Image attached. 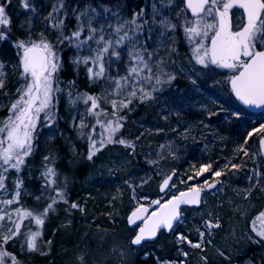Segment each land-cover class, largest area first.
Instances as JSON below:
<instances>
[{
	"label": "rangeland",
	"instance_id": "1",
	"mask_svg": "<svg viewBox=\"0 0 264 264\" xmlns=\"http://www.w3.org/2000/svg\"><path fill=\"white\" fill-rule=\"evenodd\" d=\"M159 1L162 2V0ZM3 2L4 0H0V4ZM25 2L28 3V8L23 6ZM163 2L167 4L169 9L173 7V3L169 4L168 0H163ZM8 4L20 10H28L27 14L30 16L31 22L35 23L32 28H29L31 27L30 24L29 29L24 26L20 37H16L15 40L35 43L44 40L52 46L59 64L60 54L55 45L63 35L69 33V30L67 31L65 24H62L61 28L54 27L55 24L62 21L59 18L60 14L51 20L57 11L55 4H52V9L48 7L46 0H10ZM8 4L5 6V12L10 20L9 13H7ZM50 13L51 15H49ZM166 17H168L167 14ZM185 18L181 17L180 22L186 46L181 58L177 60L175 65L173 64L177 74L184 78L185 87L172 90L175 87L171 84L172 86L167 88L171 90V93H166V95L153 100L148 105L146 114L132 119L126 127L122 124V119L114 118L116 113H113V116L107 115L97 100V107L93 109L92 101L87 100V96L83 98L82 104L80 103L84 107L86 120L80 118L79 123H77L76 115L71 120L73 128L77 126L75 132L78 137L87 145L90 143L91 147L92 143L97 141L95 138L91 139L96 127L98 128L96 138L100 139L99 143H101L105 140L104 131L108 130L110 123L114 126L119 121L122 125L115 132V135L119 134L120 140H124L125 144H107L108 142L105 140L104 144L107 145L103 146L101 153L94 152L91 159H89V154L84 157V160L87 158L86 161L90 163L95 160L98 162L96 169L100 174L93 171L89 177L106 176L100 182L101 184L104 183L105 187L111 185L106 183L107 179L120 178L119 181L116 180V185H114L116 192L109 190L104 196L107 201L111 198L118 201V205L114 203L116 207L115 210L113 209V214L110 215L114 224H107L103 218L100 219L102 213L98 216L93 210L94 208L89 211V206L92 201H96V197L89 199L88 194L82 195L83 190L79 196L76 194L69 196L68 190L70 191L72 182L66 177H61L56 170L54 175L48 174V169L53 170L55 164L51 162L52 160L46 159L48 156L45 153L38 157V161L33 167H30L32 161L30 162L27 156L24 164L18 170L7 165H4V168L8 169L7 171L0 168V176L4 178L3 186L0 187V217H3L0 219V234L3 235L1 241L3 245H0V252L5 254L2 264H19L22 257L30 255L43 257L48 254L53 255V249H56L54 252L56 264H73L66 258L69 250L64 252L65 247L61 246L62 242L58 243L59 237L56 236L54 241L52 238L55 232L56 234L64 233L65 238H68V235L75 236L73 230L78 225L87 228L85 235L91 242L94 243L95 241L103 246L104 244L101 243L107 240L109 256L106 255L105 259L100 261L101 255L93 253L94 255L90 260L89 254L93 251L92 247L87 248L81 239H77V246L70 248L73 254L76 252L78 254L74 264H101L105 263L106 260L107 263L105 264H132L137 254L142 252L140 259H144L157 254L158 250L162 251L164 244L166 248L170 246L168 249L170 252L162 251L163 254H167L166 257L172 253L174 248L177 249V254L181 253L184 256L182 252L185 251V248H178L180 246L177 244L179 241L177 228L168 234L161 235L154 242H147L136 248L131 241L139 225L134 228L129 227L128 215L131 210L143 203L151 205L152 201L156 199L165 201V199H170L183 190L196 186L204 189L207 184L215 181H219V185L211 192L205 193L202 208L200 210L186 208L178 226L184 224L186 220H190V223L193 220V230L190 228L188 230L204 239L205 244H207L204 251L217 254L214 259L221 258L222 260H218L220 264L227 262L235 264L231 256L237 251L244 255L240 258L242 259L239 261L240 264H264V238L257 234L260 229V221L257 218L260 213L264 212V158L261 156L259 147V140L264 132L254 133L251 137L247 136V133L251 132L253 128H258L264 124V118L259 120V118L248 115L240 109V104L229 89V80L232 76L229 69L211 63L205 66L196 62L193 50L198 44H203L205 48H208L216 28L208 29L207 36L191 37L186 34L185 27L193 26V24L185 25ZM160 19L161 12L155 17L156 21ZM118 20L119 17L114 19L116 26L121 24ZM187 20L196 21V19L188 18ZM178 22L177 20L176 24ZM202 23L216 24L215 15L213 17L203 16ZM49 24L52 26L51 30L48 29ZM148 24L154 28H160L157 23H153V13ZM7 29L8 26H0V31L5 32L6 35H8ZM154 33L157 34L155 31ZM120 34L122 35V33ZM113 35V38L108 35L105 40L114 41L117 34L114 32ZM153 41L155 44V39ZM123 46L124 44L120 45L118 50H122ZM14 52L15 65H13L12 70H15L14 80L17 78L13 84L15 93L11 98H8L5 102L7 108L0 113V128H4L10 116L15 119L18 109L13 110L12 105L20 99L25 85L31 82L30 75L28 77L21 75L23 50L17 48ZM107 57L109 58L108 54L103 56V64ZM145 58L147 59L148 56ZM110 60L113 68L117 69L115 70L116 75L119 74L117 58L111 57L108 61ZM130 63H134V61ZM107 64H104V69ZM85 68L88 71L92 69L93 73L99 71L98 65H94L91 61L86 64ZM6 70L7 68L4 66L0 68V76L5 75ZM57 71L53 74L52 79H54ZM156 87L159 91L164 89V85H157ZM78 103L77 100L73 101L71 106ZM38 106L39 101L34 105V108ZM50 107L51 103L48 108L36 114L31 143L36 136L35 134L45 130V127L51 122L49 120ZM237 111L240 112V116H232V113ZM209 112L215 114L209 115ZM243 119L249 120V123L254 125L253 128H248V130L243 127H240V130L233 129ZM85 121L94 125L90 132H85ZM232 129L233 133L231 132ZM225 132H230L231 137L227 136ZM5 138L6 131L0 132V139L5 140L3 147H6L7 144ZM241 147L247 151L248 155H244V152L240 151ZM127 150L130 154H134L132 150H136L135 161L138 166L134 165L133 159L128 158ZM184 161L187 164L181 171L178 164H182ZM81 164L83 162L79 163V166ZM208 164L212 165V169L197 175L200 167ZM232 164L240 167L232 169ZM217 170L222 171L220 177L213 175V172ZM172 171L176 172V177L169 190L162 196L160 185ZM35 183L38 190L34 194L28 190V184L35 186ZM84 199H89V203H86ZM9 200L12 201L11 204L7 203ZM50 204L52 205L51 208L48 207ZM72 204H76L78 207L73 208L71 207ZM106 206L107 203L104 201L100 205V210H107ZM46 209L47 211H45ZM25 212L31 213V215H25ZM37 218L41 219L43 223L37 224ZM206 221H211L214 225L218 224L219 229L213 227L208 230L205 227ZM113 226L114 229L123 228V231L118 234L120 244H116L117 238L108 233V230H113ZM200 232L204 233L203 237L200 236ZM33 233H39V236L36 239V248L30 249L28 245ZM5 236L9 237L7 241L4 240ZM70 241L72 244L75 243L73 239ZM52 242L58 243V245L55 246ZM187 245L191 250L186 249L188 252H197L193 245L191 246L188 242ZM204 246L201 244L199 248ZM201 251L199 249L198 253ZM255 251H258L259 254L253 258L252 255H255ZM188 255L190 257V253ZM161 258L164 257L154 255L155 263L180 264L172 259L164 258L162 260ZM201 260V264H204L208 261V257H202Z\"/></svg>",
	"mask_w": 264,
	"mask_h": 264
},
{
	"label": "trees",
	"instance_id": "2",
	"mask_svg": "<svg viewBox=\"0 0 264 264\" xmlns=\"http://www.w3.org/2000/svg\"><path fill=\"white\" fill-rule=\"evenodd\" d=\"M48 3V7L52 9V4L54 3L57 11L55 15L51 18H56L58 14H60V19L63 21V24L66 25L67 31L69 30V33L67 32L66 35H63L60 40L56 42L55 48L60 54V60H59V70L54 75L53 89H59V91H54L52 95L51 100V107H50V114H49V120L51 121L47 127H45V130L36 133L34 140H32L31 146L32 151L31 154L28 156L31 164L30 167H33L36 165L35 162L38 161V157L41 156L43 153H45L48 157L46 159L52 160L51 162L55 164V167L53 171L56 170L57 174L60 173L61 177H66L71 181V187L70 191L68 190L69 196L73 195H81V191L83 190L82 195L85 196V194H88L89 199L92 197H96V201H92L91 205L89 206V211L93 209L96 214H101L100 219H104L107 224H114L113 218L110 217L111 214H113V209L115 210V204L118 205V201L114 200V198H111L109 201L107 199L105 200V195L107 192L112 190L113 192H116V180L119 181V177L117 178H110L109 180H106V183L111 184L110 186L105 187L104 183H100L101 180L106 176H99V178H90L89 175L94 171L96 174H98L97 165L98 162L95 160L94 162L90 163L86 160H84V157L87 156L89 153L88 146L86 142L82 141L80 137H78V134H76V128H73L71 125L72 118L76 115L77 123H79L80 118H83L86 120V114H84V107L81 105L82 100L85 96L94 97L97 102L102 106V108L105 110V113L107 115H114L113 113H116V116L118 118H122V124L126 127V122L128 118H131L132 116L134 118H139L146 114V111L148 108H145V103L149 100H142L140 99L141 93L137 91L136 97L131 98V102L129 103V97L127 96V92L130 91V88H125L124 90L117 93L115 91V83L113 82L112 78L119 79L120 77L128 75V67L131 64L130 57L128 55L130 51V45H128L127 42L124 44V48L121 51V57L117 59V63L119 66V74L116 75L115 68H113V64L111 63V60L107 57L104 59V64H107V67L105 66L104 74L102 76L96 77L92 73H89L88 70H86L85 66L86 64H83V62L76 63V61L79 58L87 57L91 55V57L96 55V49L98 47L96 43V39L88 40L87 37L89 34V28L87 21L91 18L92 23L91 27L94 28H100L101 26L104 27L103 33L104 38L106 39L109 36H114L113 33L111 34V31H114V28L116 27V24L114 23V19L119 17L118 22L121 24L125 21H129L133 18L134 14L141 12L143 10V16L137 18L138 23H143L145 20L147 21V24L145 25L144 29L137 33V41L138 46L142 44H146L147 52L145 53V57H147V53H151V59L149 60L150 65L152 66V77H159L162 81H166L168 78V75H173L175 79L171 80L170 83H165L164 88H169L173 85L175 86H185L186 82H184V78L177 74V72L174 70L173 64L175 65L177 60L181 58L183 54V50L186 46L185 36H183V28L182 24L180 22L181 17L193 19L188 15V13H182L180 12L181 8H184L183 2L181 0H173V7L169 9L167 7V4L164 2H160L159 0H46ZM4 3V2H3ZM155 4L160 12H161V19L162 17L168 15L171 23L176 25V28L174 30L169 29L168 31L164 32L163 35H161L162 29L161 28H154L150 26L148 23L151 20V15L153 13L152 5ZM55 8V7H54ZM107 8L109 11L105 12L104 9ZM89 10L87 12V15H81V13H84L85 10ZM91 9H95L99 15L93 16V13L91 12ZM177 9H179L177 11ZM174 10V11H173ZM28 10H20L18 8L12 7L10 4L7 5V13H9L10 16V25L7 29V39L0 40V64L7 68L6 74L1 75L0 79L3 80V86L0 87V113L4 109L7 108L5 105V102L8 100V98H11L15 91L13 84L16 81L14 80L15 77V70H12L13 65H15V52L17 50V47L15 46L16 42L19 39L20 34L23 32L22 28H28V26L31 24L32 28L34 26V22H31L30 16L27 14ZM177 13H180L178 16ZM50 20V21H51ZM179 21L178 24H176V21ZM195 20V19H193ZM52 23V22H50ZM83 23L84 30L81 32V36L79 37L80 40L86 41L82 46L77 47V41L75 38H73L71 41L68 39H65V37H71L72 33L78 30V27L80 24ZM28 28V29H29ZM48 29H52L51 24L48 25ZM151 29V31H149ZM157 32V34L154 33ZM106 32V33H105ZM102 33V34H103ZM122 33V32H121ZM159 33V34H158ZM123 34V33H122ZM158 35V37H157ZM113 38V37H112ZM98 39V36H97ZM156 43L154 44V40ZM102 46V44H101ZM111 51V49H110ZM148 59V58H147ZM112 64V65H111ZM110 65V66H108ZM147 73H142L141 75H146ZM133 82L136 83L137 87H140V82L135 80V76H133ZM155 84V79L152 80L151 84L147 81H143V88L145 91H151L152 85ZM172 84V85H171ZM157 86V85H156ZM159 86V85H158ZM155 93L153 92L152 95ZM78 101L79 103L75 106H71V102ZM112 101H116L117 106L114 108L112 105ZM127 104V107H122L121 103ZM81 103V104H80ZM115 116V115H114ZM86 122V121H85ZM93 124L91 125L89 122H86V130L85 132H90L93 128ZM123 126V127H124ZM254 125L249 123V120H242V122L234 126L233 129L240 130V127H243L244 129L248 130V128H253ZM90 127V128H89ZM93 131V137L91 139H96L95 147L99 149L97 152L101 153V150L103 149V146L109 144V143H115L117 144L120 140L119 134L115 133L113 134V140L112 142H108V130L104 131V138L108 142L107 144L105 140L101 141L99 143L98 138H96V132ZM233 129L231 132L233 133ZM227 136H230V132H225ZM98 135V133H97ZM231 137V136H230ZM119 144V143H118ZM103 145V146H101ZM101 146V147H99ZM130 146H128V149ZM94 151V150H93ZM129 153V150H127ZM134 151V154L129 153V157L134 160V165L138 166L137 162L135 161L136 158V150ZM96 152V151H94ZM37 155V157H35ZM100 157V156H99ZM98 157V158H99ZM29 162V163H30ZM83 162L81 166H79V163ZM187 162L184 161L182 164H178V167L181 169V171L185 168ZM180 165V166H179ZM200 165V164H199ZM199 167V166H198ZM197 167V168H198ZM100 174V173H99ZM37 184L35 183V186L32 184H28V190L32 193L37 192L36 188ZM89 199H84L86 203H89ZM83 201V200H82ZM107 203V210H100V205L103 202ZM116 201V202H115ZM111 207V205H113ZM202 207L197 208V210H200ZM189 209V208H188ZM186 210V208L184 209ZM183 210V212H184ZM102 221V222H104ZM194 221L192 220L190 223V220H186L184 224H181V229L184 231V235L186 237H189L192 235V233L188 230H193L192 224ZM198 223V221H197ZM191 224V225H190ZM196 229V225H195ZM75 230V231H74ZM73 230V235H68V238L64 237V233H57L53 234L52 240L54 241L55 237H59V242L61 243V246L65 247L63 250L64 252L67 250V256L70 263H75L76 255L78 256L77 252L72 253L71 247L77 246V239H81V242L87 245V248L92 247L93 251L89 254V258L91 260L93 253H97L101 255V260L105 259V256H109V248H108V241L101 243L104 244L99 245L95 241L91 242L90 239L85 235V232H87V228L80 225L76 226V229ZM101 230V229H100ZM123 228H115L113 226V230H108V233L110 235H114L117 239V243H119L118 234L119 232H122ZM178 232V231H177ZM169 232L162 231L159 235V237L163 234H168ZM1 235V234H0ZM101 237V235H99ZM198 235L195 233V237ZM70 239L75 240V243L72 244ZM53 244L58 245V243ZM120 244V243H119ZM164 244V243H162ZM170 246L168 248L165 247V244L162 248V251H169ZM190 250V248H188ZM56 249H53L55 252ZM175 250V248H174ZM59 251V250H58ZM61 251V250H60ZM162 251L158 250L157 254H153L151 256H148L144 259H140V256L142 255V252L137 254V257L133 259L132 264H156L154 260V255H159L160 257H164L167 259H172L173 261H176V256L173 254H169L167 257V254H163ZM191 251V250H190ZM197 251V250H196ZM199 251V250H198ZM194 252L191 254L193 258H189L187 260L188 264H201L202 257L205 258V256L202 254L204 251H201L200 253ZM53 255L48 254V256L40 257L39 255H30L28 257H22L19 264H56L55 257ZM71 252V253H70ZM170 252V251H169ZM240 251L232 253V256L236 255ZM63 253V252H62ZM190 253V252H189ZM209 255L208 261L204 264H213V259L215 258V255L212 252H207ZM196 254V255H193ZM259 252L255 251V255L253 254V258L258 255ZM80 257V255H79ZM195 258V260H194ZM217 259V258H216ZM242 260V259H240ZM107 263V260L106 262ZM101 263V264H105Z\"/></svg>",
	"mask_w": 264,
	"mask_h": 264
},
{
	"label": "snow or ice",
	"instance_id": "3",
	"mask_svg": "<svg viewBox=\"0 0 264 264\" xmlns=\"http://www.w3.org/2000/svg\"><path fill=\"white\" fill-rule=\"evenodd\" d=\"M10 3V0H4L3 4H0V26L7 27L10 25V20L6 15L5 6ZM163 3V0H162ZM169 4L173 3V0H168ZM28 8L27 2L23 5ZM234 7H239L244 10L246 14V22L242 23L239 31H232L231 17L229 15L230 10ZM153 8V23H157L162 29L161 35L169 29L174 30L176 25L171 23L168 17H163L159 21L155 20L160 10L155 4ZM190 10L193 15L197 17L195 22H190L185 18L184 24L193 26H186L185 32L191 37L198 35L207 36V30L216 28L212 39L211 47L205 48L203 44H198L193 50L195 60L200 65L207 66L208 63L217 65L221 68L236 69L237 74L231 77L230 83L235 96L243 102L245 105L264 106V50L257 51L255 45L259 43L264 47V0H186L184 8L180 9V12L187 13ZM56 11V9H54ZM89 10H85L81 15H87ZM105 12L109 9L105 8ZM93 16L99 15L95 9H91ZM213 17L218 15L219 20L216 24L202 23L203 16ZM51 15V13L49 14ZM179 16L180 13H177ZM143 16V10L134 14L133 18L129 21H125L122 24L117 25L114 28V32L117 34V38L113 40H105L103 33V26L98 30L91 27V18L87 21L90 35L88 40L96 39L98 45L96 49V55L94 57H82L79 58L76 63L83 62L85 64L91 61L94 65H98L99 71L93 73L92 69L89 72L94 76L99 77L104 74L103 56L109 55V58L121 57V51L118 50L120 45L125 42L130 45V51L128 53L130 60L134 61L128 67V75L120 77L119 79L112 78L115 83V91L119 93L125 88L131 90L127 92L129 97V103L131 98L136 97L137 91L141 93L140 99L147 100L152 97V93L157 91L156 85H163L170 83L175 79L173 75H168L166 81H162L159 77H152V66L149 63L151 59V53H147L148 59L145 58L147 52L146 44L138 46L137 33L141 32L147 21L138 23L137 18ZM63 22L60 21L54 25V27L61 28ZM84 30L83 23L80 24L78 30L73 32L71 37H65V39L77 41V47L82 46L86 41L80 40L81 32ZM151 31V29H149ZM123 33L122 35L120 33ZM98 36V39H97ZM7 39L5 32L0 31V40ZM102 43V46H101ZM15 46L18 49L23 50L21 58V75L28 77L30 75L31 82L25 85V88L20 96V99L12 105L13 110L18 109V114L15 115V119L11 116L8 118V123L4 128H0V132L6 131V147H3L5 140L0 139V168H4L7 165L13 169H19L25 162V157L29 156L32 151L31 139L32 132L35 128L36 114L49 107L51 98L54 91L59 89H53V74L58 70V58L56 53L52 50V46L41 40L39 43L31 41H17ZM111 49V51H110ZM241 56L246 57V60H241ZM0 68L3 65L0 64ZM147 73L146 75H141ZM133 76L135 80L140 82V87H137L133 82ZM155 79V84L152 85L151 91H145L143 88V81L147 80L150 84ZM3 86V80L0 79V87ZM18 91H21L18 89ZM87 100L92 101V108L97 107L96 99L94 97H87ZM37 101L39 106L34 108ZM112 105L115 108L117 106L116 101H112ZM122 107H127V104L121 103ZM215 113L209 112V115ZM232 116L239 117L240 112H233ZM122 125L117 121L113 126L111 123L108 126V142H112L113 134L118 131ZM264 132V124H261L258 128H253L251 132L247 133L248 137H251L254 133ZM121 144H125L124 140L116 141ZM247 143V140H245ZM103 146V145H101ZM94 151H98L95 147V142L92 143ZM240 151L244 152V155H248L247 151L241 147ZM94 152H90L89 159H91ZM227 167V165H225ZM232 169H237L240 166L236 164L231 165ZM212 169V165H202L197 172V175L208 172ZM4 168V171H7ZM49 175H54L52 169H48ZM215 177L222 175L221 170L213 172ZM3 176H0V187L3 186ZM251 179V177H248ZM165 186L168 184V180L164 181ZM215 184H207V188L212 189ZM201 188H190L187 192H181L179 196L173 197L164 205H160V201H152L153 204L160 205L158 211H153L151 215L145 216L148 212L147 208L143 206L138 207L136 211L132 213L130 223H135L137 220H143V226L139 228V232L132 239L131 243L134 245H140L146 238L155 237L157 231L161 228H167L171 230L174 222L180 220L181 205H198L200 203ZM18 195V193H17ZM63 198V194L61 193ZM7 203L11 204L9 200ZM49 208L52 207L50 204ZM71 207L76 208L78 205L72 204ZM47 211V209L45 210ZM25 215H31V213L25 212ZM3 217H0L2 219ZM260 221V229L258 230V236L264 238V212L260 213L257 218ZM37 224H42L43 221L39 218L36 219ZM205 227L211 230L213 227H219L218 224L214 225L211 221L205 222ZM204 233L200 232V236L203 237ZM39 233H33L29 240V248H36V239ZM8 236L4 237L7 241ZM178 239L183 242L187 241L194 247H201L200 243L193 244L191 240H188L186 236L180 234ZM4 253L0 252V264H2ZM187 255V253H184ZM223 255V253H221Z\"/></svg>",
	"mask_w": 264,
	"mask_h": 264
},
{
	"label": "flooded vegetation",
	"instance_id": "4",
	"mask_svg": "<svg viewBox=\"0 0 264 264\" xmlns=\"http://www.w3.org/2000/svg\"><path fill=\"white\" fill-rule=\"evenodd\" d=\"M229 15H230V17H231V23H232V31L233 32H235V31H239L240 30V27H241V25H242V23H244V22H246V14L244 13V10L243 9H240L239 7H234L233 9H231L230 10V13H229ZM215 18H216V22L218 23V20H219V17H218V15H215ZM218 29H215V31H217ZM215 33V32H214ZM214 33H213V35H214ZM213 35H212V37H213ZM212 37H211V39H212ZM211 47V41H210V43H209V46H208V48H210ZM255 48H256V50L257 51H261V50H264V47H262L259 43H257L256 45H255ZM247 58L246 57H243V56H241V60H246ZM231 72H232V76L233 75H235V74H237V70L236 69H229ZM231 76V77H232ZM231 79V78H230ZM243 112H246L248 115H251V116H253V117H257V118H259V120H262L263 118H264V114L263 113H261V114H252V113H249V112H247L246 110H244L243 108L241 109ZM261 118V119H260ZM264 137V134L261 136V138H260V140H259V147H261V139ZM181 225H179L178 227H177V233H178V235H180V234H183L184 235V231H182V229H181ZM220 227V226H219ZM219 227H216V229H219ZM191 233H192V235H190L189 237H187V239L188 240H191L192 242H193V244H196V243H200V244H202V245H205L203 248H199V247H194V250H199V249H201L202 251H204V249L206 248V246H207V244H205V242H204V239L203 238H200L199 236H197V237H195V233H193L192 231H191ZM185 236V235H184ZM177 244H178V246H180V247H178V248H180V249H184L185 248V251L184 252H182L183 253V255H184V253H187V255H184V256H182L181 255V253H179L178 254V258H177V260H176V262L177 263H180V264H188V262H187V260H188V258H192V256H191V254L193 253V252H190V257H189V255H188V248H189V246L187 245V241H183V242H181L180 240L177 242ZM191 246H192V244H190ZM209 246V245H208ZM187 249V250H186ZM192 249V248H191ZM192 251H193V249H192ZM204 256H205V258H207L208 257V259H210L209 258V255L206 253V251H204V253H202ZM232 257V260L235 262V264H240V258L241 257H244V255L243 254H241V253H237L236 255H234V256H231ZM218 260H222L221 258H217V259H213V264H220L219 262H218ZM221 264H223V263H221ZM226 264H231L230 262H227Z\"/></svg>",
	"mask_w": 264,
	"mask_h": 264
},
{
	"label": "water",
	"instance_id": "5",
	"mask_svg": "<svg viewBox=\"0 0 264 264\" xmlns=\"http://www.w3.org/2000/svg\"><path fill=\"white\" fill-rule=\"evenodd\" d=\"M184 1V6H185V2H186V0H183ZM188 13L192 16V17H196L195 15H193L192 13H191V11L190 10H188ZM201 15H203V14H201ZM230 86H231V83H230ZM231 89H232V87H231ZM233 91V90H232ZM234 93V92H233ZM235 95V94H234ZM236 97V96H235ZM237 98V97H236ZM237 100H238V98H237ZM245 108H247L248 110H250V111H252V112H255V113H260V112H263L264 111V106H255V105H245V104H243V102H241L240 100H238ZM261 150H262V155L264 156V138L261 140ZM174 176H175V174L174 173H171L167 178H165V180L167 179L168 180V184H167V186H165V184H164V181L162 182V184H161V186H160V191H161V193H164V192H166L167 190H168V188H169V186H170V184L172 183V181L174 180ZM212 184H215V187L214 188H216L217 186H218V184H219V182L218 181H215V182H212ZM195 188H199V187H195ZM214 188H212V189H209V188H207V186L205 187V189H206V191H211V190H213ZM188 190H186V191H182V192H187ZM180 195V193L177 195V196H179ZM176 197V196H175ZM202 198H203V191H201L200 192V203L198 204V205H181V207H180V212H181V209L183 208V207H185V206H188V207H199L200 205H201V203H202ZM172 199V198H171ZM158 201H160L159 199H157ZM157 200H155V201H157ZM165 203H167V202H164V203H161V201H160V205H164ZM160 205H156V204H152V207H157V206H159L160 207ZM141 206H143L144 208H147L148 209V212L147 213H145L144 215L145 216H148L149 215V213L151 212V207L149 206V205H147V204H143V205H141ZM141 206H139V207H141ZM137 209V208H136ZM136 209L135 210H133L130 214H129V216H128V222H129V225L131 226V227H134V226H136V225H138V224H141V226H143V223H144V221L143 220H137L134 224L133 223H130V218H131V216H132V213L134 212V211H136ZM159 209V208H158ZM155 211H158V210H155ZM153 212V211H152ZM151 212V213H152ZM151 215V214H150ZM180 218H181V216H180ZM179 222V221H178ZM178 222H174V224H173V228L172 229H174V227L177 225V223ZM140 226V227H141ZM171 229V230H172ZM163 230H169V229H167V228H164V227H161L158 231H157V234H156V236L155 237H151V238H146L144 241H142V243L140 244V245H142L144 242H146V241H153V240H156L157 238H158V236H159V233L161 232V231H163ZM139 232V230L137 231V233ZM137 233L135 234V236L137 235ZM134 236V237H135ZM134 245V244H133ZM140 245H134V246H140Z\"/></svg>",
	"mask_w": 264,
	"mask_h": 264
},
{
	"label": "bare ground",
	"instance_id": "6",
	"mask_svg": "<svg viewBox=\"0 0 264 264\" xmlns=\"http://www.w3.org/2000/svg\"><path fill=\"white\" fill-rule=\"evenodd\" d=\"M186 86V85H185ZM185 86H175V89H172V90H177V89H179V88H182V87H185ZM163 90H165V92H162ZM166 93L167 94H169V93H171V90H169V89H167V88H164V89H162L161 91H157V92H155V94L153 95V97L152 98H150L146 103H145V108H148V105L153 101V100H156V99H158L159 97H161V96H164V95H166ZM115 117H117L116 116V114H115V116H114V118ZM119 119V118H118ZM120 119H122V118H120ZM132 119H134V117L132 116L131 118H128L127 119V122H126V124L128 125V123L132 120ZM91 149H93L91 146H90V143H89V146H88V150H91ZM90 152H94L93 150L92 151H89V153L88 154H90ZM87 154V155H88ZM87 159V158H86ZM175 171H172L171 173H174ZM176 173V172H175ZM3 240V235H1L0 236V245H3L2 244V241ZM177 250V249H176ZM176 250H172V253L171 254H173L174 256H176V259L178 258V252L176 251ZM182 252V251H181ZM149 255V254H148ZM46 256H48V255H46ZM41 258L43 257V256H40ZM162 260H164V258H161ZM189 259V258H188ZM157 264V263H156ZM199 264V263H198Z\"/></svg>",
	"mask_w": 264,
	"mask_h": 264
}]
</instances>
